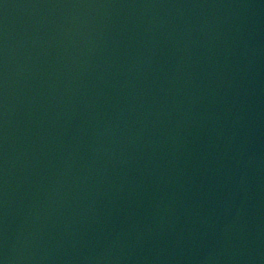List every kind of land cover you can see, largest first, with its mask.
I'll return each mask as SVG.
<instances>
[{"label":"water","instance_id":"obj_1","mask_svg":"<svg viewBox=\"0 0 264 264\" xmlns=\"http://www.w3.org/2000/svg\"><path fill=\"white\" fill-rule=\"evenodd\" d=\"M0 264H264V0H0Z\"/></svg>","mask_w":264,"mask_h":264}]
</instances>
